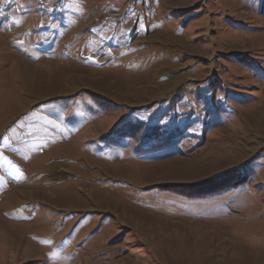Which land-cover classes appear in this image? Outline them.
Masks as SVG:
<instances>
[{"label": "rangeland", "instance_id": "obj_1", "mask_svg": "<svg viewBox=\"0 0 264 264\" xmlns=\"http://www.w3.org/2000/svg\"><path fill=\"white\" fill-rule=\"evenodd\" d=\"M0 264H264V0H0Z\"/></svg>", "mask_w": 264, "mask_h": 264}]
</instances>
